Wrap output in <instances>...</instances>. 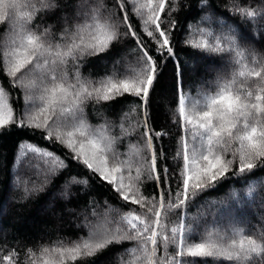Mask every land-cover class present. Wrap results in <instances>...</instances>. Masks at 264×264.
Segmentation results:
<instances>
[{"label": "trees", "instance_id": "1", "mask_svg": "<svg viewBox=\"0 0 264 264\" xmlns=\"http://www.w3.org/2000/svg\"><path fill=\"white\" fill-rule=\"evenodd\" d=\"M155 1L158 4L159 0ZM17 2L24 5L20 11L32 16L24 22V32L43 35L47 30V44L53 46V54L42 56L39 66L34 61L29 71L22 69L17 74L20 79L16 80L9 75L8 54L9 48L17 44L13 36L22 33L11 21H0V88L14 119L13 124L0 129V261L11 256V264H118L120 261L148 264L150 257L152 264H176V260L181 259L176 256L181 233L177 232L173 238L171 227L182 216L186 226L183 238L188 243L226 246L233 239L237 241L247 236L261 245L259 254L251 253L233 260L225 256H185L184 260L192 264H264V158L255 161L251 171L239 174V140H232L229 149L223 152L233 163L226 178L215 188L197 194L180 209L161 210L164 227L158 229L155 246L140 239H128L122 233L123 238L117 237L119 243L91 256L77 254L73 257L68 253L69 249L87 242L88 229L93 230L101 220L115 227L103 237L115 235L122 227L130 230L124 217L133 210L134 215H141L151 226L155 220L149 211L152 201L155 200V207L159 208L162 191L175 200L177 179L183 168V156L177 157V150L183 148L184 142L189 149H199L203 143L199 136H194L195 129L191 126L186 129L182 121L178 122L181 96L186 95L189 100L209 97L229 85L233 93L242 96L251 93V103H259L256 95L264 96V0H165L160 22L162 29L171 33L174 55L168 58L165 54L159 61L158 79L147 110L138 97L129 93L107 101L97 99L93 93L75 110L77 120L103 131L111 139L112 148L116 145L115 151L131 163L132 167H125L122 174L133 178L135 186L147 199L144 208L124 202L98 173L75 160L64 144L54 137L46 139L48 133L43 127L19 125L28 111V85L31 80H43L42 74L47 75L44 81L52 82L55 74L56 83L66 85L86 81L89 91L108 79L119 81L140 75L142 52L131 33L121 35L104 53L83 56L79 60L64 57L61 61L55 53L67 51L65 44L81 43L74 33H81L87 42V33L98 24H115L121 33L126 32L127 24L122 21L127 14L150 54L157 55L155 37L159 33L148 37L145 28L154 26L143 23L151 13L146 7L136 11L146 5L147 0H127V13L119 10L121 0H52L51 8L40 9L36 5V11L28 6L35 5V0ZM77 4L86 5L88 9L75 12ZM249 12L251 16L247 15ZM171 22L176 24L175 28ZM85 23L87 28H84ZM122 55L124 59L120 60ZM178 70L182 77L177 75ZM257 72L261 75L256 76ZM24 76L29 79L28 84L21 81ZM146 118L155 131L166 133L162 139L153 140L156 151L162 148L164 153L158 159L159 175L164 176L165 167L169 170V181L164 189L148 178L151 150L143 136ZM119 123L125 132L118 127ZM248 123L249 131L255 126L259 133L264 127V118L253 112ZM243 124L241 118L238 127L242 129ZM29 145L38 147L40 153L29 151ZM129 146L133 152L124 155ZM45 151H50L52 156H43ZM107 155L117 158L118 162L113 149L110 148ZM57 161H63L64 166L59 167ZM53 167L55 171L49 174L48 169ZM138 169L140 180L136 181ZM70 177L75 181L70 182ZM168 202L166 200L165 204ZM3 264L8 262L3 261Z\"/></svg>", "mask_w": 264, "mask_h": 264}, {"label": "snow or ice", "instance_id": "2", "mask_svg": "<svg viewBox=\"0 0 264 264\" xmlns=\"http://www.w3.org/2000/svg\"><path fill=\"white\" fill-rule=\"evenodd\" d=\"M36 5H39L40 9L51 8L53 6L52 0H35V5L29 4L28 6L33 11H36ZM22 7L24 5L18 3L17 0H0V21H11L13 26L18 27L22 33L21 50L13 49L8 54L11 61L9 75L16 80L20 79V76L17 74L21 73L22 69L29 71L34 61L39 66L38 62L42 56L53 54V46L47 44V30H45L43 35L24 32V22L31 19L32 16L29 13L20 11ZM145 7L151 14L144 19L143 23L146 26H154L151 29L145 28L147 36L154 37V33H159V36L155 37L157 55L150 54V49L145 46L144 41L132 27L127 14L124 15L122 21L127 24L126 32L121 33L115 24H98L95 30H90L87 33L89 37L87 42L84 41V36L81 33H74L75 38L79 39L81 43L77 44L73 41L71 44H65L67 51L55 53V56L61 59V61H63L64 57H72L79 60L83 56L104 53L113 42L121 38V35L127 36L128 33H131L142 52L143 69L140 75L134 79H121L119 81L108 79L100 82V87H95L89 91L86 81L77 85L69 84L65 86L63 83H56L58 77L53 74L52 87L50 89L45 88V94L41 96V100L45 103L43 107H38L39 117L26 113L19 125L23 127L26 124L29 128L37 129L43 127L48 133L47 137H45L46 139L52 140L54 137L56 140H59L65 147L70 149L74 154L73 158L75 160L81 162L94 173H98L101 180L111 185L124 202L139 205L141 208H144L148 201L140 193L139 188L135 187L132 183L125 184V178L120 167L115 165L108 166L109 161L105 156V153L109 151V141L107 138L97 136L87 128L82 120L79 121L78 125H72L71 121L59 120L58 115L63 116L64 114L71 113L75 116V110H78L81 101L86 97L92 96L93 93L97 99L105 101L114 98L116 95L129 93L138 97L145 110H147L151 91L154 89L155 82L158 79V70L161 66L159 61L164 58L165 54L168 58H171L174 55V49L171 45V33L162 29L160 22V13L165 10V0H159L156 7H153L152 0H147V4L141 5L136 11L140 12L141 8ZM119 10L127 13V0H121ZM247 15L251 16L252 13L249 12ZM171 23L172 28H175L176 24L174 22ZM67 33L68 30L66 29L65 35ZM201 47H204V45H201ZM45 63H47V60H45ZM243 74L241 73V75ZM177 75L182 77V73L179 70ZM255 75L260 76L261 74L257 72ZM42 78L46 79L47 75L42 74ZM250 96L251 93L248 96L233 93L229 85H224L216 95L207 98L205 110L203 111H186L185 101L183 96H181L178 122L182 121L186 129L191 125L196 130L193 133L194 136H199L203 143L199 149L195 147L189 149L187 142H184L183 148H178L177 150V157L183 156V168L177 179L175 200H171L170 194L162 191L160 195V207L156 208V201L153 200V207L149 209L155 216V220L152 221L151 226L146 224L145 219L141 215H134V210L129 211L124 219L127 220L130 230L122 227L120 232H117L115 235L110 234L103 238H97L93 229V235L87 242L69 249L68 253L73 257L77 254L91 256L94 252L105 249L113 243H119L120 239H117V237L123 238L122 233L128 239H140L145 244L151 242L155 246L157 244V237L159 236L158 229L164 227L161 223V210L165 208L180 209L187 205L197 194L215 188L222 179L226 178L233 161L226 159L223 152L229 149L232 140H239L240 142V147L237 150L240 160L239 174L251 171L254 168V162L260 158H264V127L260 128L259 133L255 126H252L249 131L248 121L253 112L264 118V106H262L264 105V96L256 95L255 100L259 103L255 104L251 103ZM3 97V89H0V129L14 123L12 109ZM29 99H34V97L30 95ZM65 104H69L72 107H63ZM57 106H60L59 114L56 112ZM145 116L147 117V111H145ZM241 118L244 120L242 129L238 127ZM253 118L255 117L253 116ZM49 121H51V124ZM261 122L258 121V123ZM53 125L56 126L54 130ZM62 127L65 129L72 128V130L65 132L66 139L65 136H61L59 133V129ZM77 134L80 139H73ZM164 135L166 133L155 131L147 118L145 119L143 136L147 138L146 146L151 150L148 178L154 179L161 189H164L165 184L169 181V170L165 167L163 170L164 176L161 177L159 175L158 159L164 153L162 148L159 152L156 151L153 147V140L156 138L162 139ZM29 151L40 153L41 150L38 147L29 145ZM42 155L51 157L52 153L45 151ZM113 160H115V157H113ZM57 164L59 167L64 166L63 161H57ZM54 171L55 167L48 169L49 174ZM173 175L176 174L174 173ZM135 179L136 181L140 180L139 169ZM74 180V177H70V182ZM231 195L235 196V193ZM166 200L169 201L167 204H165ZM185 227L182 216L175 222V226L171 227L173 238L177 232L181 233V240L176 252V256L181 259H177L176 264H192L191 261L183 259L185 256L193 258L225 256L227 259L233 260L240 257H248L251 253L259 254V250L261 249V245L257 243V240L248 238L247 236L241 237L239 242L233 239L226 246L212 243H188L183 238ZM149 232L151 234L147 235ZM165 243H167V240ZM152 254H155L154 249ZM3 261L11 264V256L3 257ZM3 261H0V264H3ZM148 264H152L150 257Z\"/></svg>", "mask_w": 264, "mask_h": 264}, {"label": "rangeland", "instance_id": "3", "mask_svg": "<svg viewBox=\"0 0 264 264\" xmlns=\"http://www.w3.org/2000/svg\"><path fill=\"white\" fill-rule=\"evenodd\" d=\"M152 4L153 5H157V2L155 1V0H152ZM75 12L76 11H86V9H88L87 7H86V5H79V4H77L76 6H75ZM92 10H90V12H91ZM87 23H85V25H84V28H87ZM21 36L22 35H16V36H13V37H16L17 39H16V42H17V44L16 45H14V46H12V47H10L9 49H10V51H12L13 49H17V50H21L20 49V43H21ZM19 38V39H18ZM122 59H124V55H122L121 57H120V60H122ZM11 61H10V58H9V63H10ZM21 81L24 83V84H28L29 83V79L26 77V76H24V77H22L21 78ZM65 86H67L66 84H64ZM28 87H29V90H28V93H27V107H28V111H27V113L28 114H33V115H37L38 117H39V112H38V107H43L44 106V101L43 100H41V96L42 95H44L45 94V92H44V90H45V88H51L52 87V82H49V81H44V79L43 80H38V81H34V80H31L30 81V84L28 85ZM1 89V88H0ZM32 96V97H34V99H29V96ZM183 98H184V101H185V109H186V111H188V110H191V111H203V110H205V104H206V101H207V98L208 97H202V98H200V99H198V98H193V99H191V100H189L188 99V97L186 96V95H183ZM3 99L7 102V104H8V100H7V98L5 97V95H4V97H3ZM35 102H37V103H35ZM30 104H32L31 106H29ZM8 106H9V104H8ZM10 107V106H9ZM63 107H72L71 105H69V104H65V105H63ZM56 112H57V114H59V112H60V106H57V108H56ZM12 115H13V112H12ZM26 115V114H25ZM58 119L59 120H64V121H71V124L72 125H78V123H79V120H77L76 118H75V116H73L71 113H67V114H64L63 116H59L58 115ZM195 122V121H194ZM49 123L51 124V121H49ZM86 125V124H85ZM87 126V128L89 129V130H91L92 132H94L97 136H104V137H106L107 138V140L109 141V149L111 148V149H113V152H114V154L116 155V156H118V162H117V158H116V160H113V158L112 157H110V156H108L107 155V153H105V156L107 157V159H108V161H109V164H108V166L109 167H111V166H113V165H115V166H117V167H120L122 170L125 168V167H127V168H131L132 167V165H131V163L126 159V158H124V157H122V156H120L118 153H117V151H115V150H117V147H116V145L112 148V141H111V139L103 132V131H101L100 129H94V128H91L90 126H88V125H86ZM189 126H191V125H189ZM53 127H55V125H53ZM118 127L121 129V131L122 132H125V130H124V128L122 127V125L119 123L118 124ZM192 127V126H191ZM69 130H72V128L71 127H69V128H67V129H65V128H61V129H59V133H60V135L61 136H65V132L66 131H69ZM67 137L65 136V139H66ZM73 139H75V140H79L80 139V137L78 136V134L76 135V136H74L73 137ZM133 149H132V147L131 146H129L128 147V149L124 152L125 154L124 155H126V153H128L129 155L133 152L132 151ZM124 176V175H123ZM125 179H124V182H125V184L127 185V184H129V183H132V184H134V186H135V183H134V180H133V178H129V177H124ZM75 181V180H74ZM74 181H71V182H74ZM136 187V186H135ZM57 197L59 196V194H57L56 195ZM94 230H95V235H96V237L97 238H103V234L104 233H108V232H110V231H112V230H114L115 229V227H111V226H109L108 225V221L107 220H101V221H99L97 224H96V226H94V228H93ZM92 235H93V230L91 229V230H89L88 229V238H91L92 237ZM237 242H239V240H237ZM118 264H126L125 262H119Z\"/></svg>", "mask_w": 264, "mask_h": 264}]
</instances>
